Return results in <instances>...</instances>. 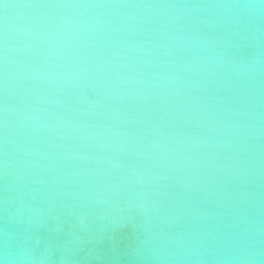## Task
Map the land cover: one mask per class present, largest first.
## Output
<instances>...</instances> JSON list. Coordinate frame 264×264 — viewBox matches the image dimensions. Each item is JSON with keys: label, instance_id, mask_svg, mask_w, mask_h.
Segmentation results:
<instances>
[{"label": "water", "instance_id": "95a60500", "mask_svg": "<svg viewBox=\"0 0 264 264\" xmlns=\"http://www.w3.org/2000/svg\"><path fill=\"white\" fill-rule=\"evenodd\" d=\"M170 2L179 11L152 15L68 0H0V23L30 32L10 41L19 51L10 54L15 95L7 102L18 115L8 118L7 133L0 127V264H264V0ZM170 36L180 44L168 47ZM196 56H215L225 71L206 78L176 67ZM77 58L122 65L114 71L129 77L103 115L89 114L47 79ZM100 90L86 94L96 99ZM64 120L86 127L70 129ZM165 138L178 141L170 155L146 147ZM32 196L65 213L33 224L13 219L21 199L47 206ZM129 200L153 209L157 231L182 243L151 242ZM69 209L90 220L81 225Z\"/></svg>", "mask_w": 264, "mask_h": 264}, {"label": "clouds", "instance_id": "9594fccd", "mask_svg": "<svg viewBox=\"0 0 264 264\" xmlns=\"http://www.w3.org/2000/svg\"><path fill=\"white\" fill-rule=\"evenodd\" d=\"M68 2H74L81 5H116V6H127L131 8L141 9L152 15H162L165 11V8L172 9L174 11H179L180 5L173 4L170 0H68ZM7 7V5H5ZM134 19H138L133 17ZM65 24H70L72 21H63ZM30 32L28 29L16 25L14 23H9L7 19L3 23H0V127H3L5 133L9 131L8 118L16 117L18 112L16 109L11 107L7 102V98L15 95L13 89L9 88L8 80L11 75L9 68L15 65V61L11 58L12 53L19 51L17 48L13 47L10 41L14 37H21L29 35ZM181 38L178 36H170L167 38V46L175 47L180 44ZM193 44L195 47L208 49V42L201 38H194ZM162 47L164 45H161ZM130 50L139 52L140 48L136 45H129ZM74 67L70 70L65 71L63 74L55 73L50 75L47 79L49 81L57 82L61 85H64L68 89V95L71 97L72 101L76 105H84L88 108L89 114L93 115H103L104 110L107 107L108 101L114 98L113 93L116 96H119L120 90L119 86L122 82L127 81L129 77L115 72L114 69L117 67H123L122 65H113L107 63L102 59H97L93 61L92 59H80L77 58L75 61H70ZM78 65V66H77ZM170 67L173 65H169ZM158 67V65L156 66ZM176 67L184 68L185 70H195L198 73L203 74L206 78L209 76H217L222 74L225 69L222 62L217 59L215 56L207 57L203 60L199 56H196L194 60H189L185 64L177 65ZM163 80L168 81L169 83L175 82L174 78L169 76H161ZM109 79H112L113 82L109 83ZM150 83V82H147ZM155 87V86H153ZM96 99H91L86 93L88 90H97ZM110 89L111 91H108ZM127 95L136 96V93H127ZM161 102H167L169 100L168 95H162L159 97ZM41 104L46 103L45 100L39 101ZM58 106L64 108L65 105L63 102H58ZM36 111H42V109H35ZM189 110H191L189 108ZM63 124L67 125L70 129L73 127L84 128L85 125H73L67 120L63 121ZM60 125L58 124L57 127ZM44 127V125H40ZM4 143H9L7 137L4 138ZM178 143L175 140H169L165 138L163 142H156L146 147L153 149L161 157L170 155L171 149L169 144ZM7 155V153H5ZM140 155V153H137ZM9 163L5 160V169L9 168ZM242 167L238 166L232 169L234 174L240 173ZM136 175V173H133ZM13 182L15 185L14 190L16 191L17 196L22 197L24 192L19 190L16 186V180L18 177H13ZM184 187H189L185 184ZM111 187V186H110ZM6 189H7V180H6ZM32 202H39L42 205H47L45 207H34L32 203H24L21 199L19 201L20 206L11 210V215L13 219L19 218L24 223L33 224L41 223L45 217L55 215L59 217L64 214L65 211L62 207L58 208L56 203L53 201L39 200L36 196L31 197ZM8 200L5 197V204L7 205ZM127 210L129 212L138 213L143 218L142 226L150 231L149 240L151 242L159 243H170L175 240L177 243H182L179 238H169L166 235L159 233L156 229V224L152 219V211L150 207L146 206L143 203L136 202L134 200H129L127 204ZM6 213L9 212V209L5 208ZM68 215H72L78 218V221L81 225H85L90 217L88 213L84 210H71L69 209L66 212ZM132 217H129V220H132ZM139 223V221H137ZM7 235V233H5ZM5 260H8L7 253L5 254Z\"/></svg>", "mask_w": 264, "mask_h": 264}]
</instances>
